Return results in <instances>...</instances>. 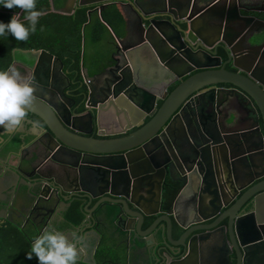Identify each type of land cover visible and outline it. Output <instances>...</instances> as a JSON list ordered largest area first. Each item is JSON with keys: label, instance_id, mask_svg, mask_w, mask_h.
Segmentation results:
<instances>
[{"label": "water", "instance_id": "95a60500", "mask_svg": "<svg viewBox=\"0 0 264 264\" xmlns=\"http://www.w3.org/2000/svg\"><path fill=\"white\" fill-rule=\"evenodd\" d=\"M68 1L72 6L64 13L77 6L78 0ZM204 1L198 0L196 9L189 2L182 7L166 0L148 11L138 0H127L139 17V40L122 41L111 64L100 68L97 76L104 80L88 86L85 111H78L82 103L68 76L65 88L54 82L53 62L46 73L40 62L22 68L37 85L27 112L43 122L50 143L39 145L40 135L32 132L1 141L0 185L13 190L14 211L38 207L44 228L54 224L75 240L78 262H86L88 249L120 234L140 264H264V208L259 204L264 195V17L255 14L263 9L244 15L243 7L216 10ZM97 10L102 13L103 6ZM203 22L210 23L212 34ZM144 48L171 70L169 78L142 76L132 56ZM42 54L63 68L59 57L47 50ZM234 96L251 107L254 121L248 127L236 117ZM83 117L90 133L78 126ZM24 149H30L27 157ZM67 166L76 183L87 172L100 193L67 187ZM189 192L193 218L183 221L177 211ZM73 195L91 198L79 225L66 217L68 209H59L62 204L69 208ZM100 196L90 209L92 198ZM216 230L225 249L217 257L205 250Z\"/></svg>", "mask_w": 264, "mask_h": 264}, {"label": "crops", "instance_id": "0c3cea01", "mask_svg": "<svg viewBox=\"0 0 264 264\" xmlns=\"http://www.w3.org/2000/svg\"><path fill=\"white\" fill-rule=\"evenodd\" d=\"M81 0L77 1L78 3ZM87 5L93 6L90 10H95L93 15L89 16V22L85 26V37H84V47H83V60H82V75L84 77V81L89 85H97V83H101L102 78L97 76L101 67H107L111 64L114 57L116 56L118 47L122 41L126 43H133L139 40L141 25L139 23V17L134 10L133 6H131L127 0H112L113 2H117L120 4L121 11L125 17V24L121 26L122 36H118L114 29L104 22L101 18V13L97 10L99 7L108 4L112 1H102L99 0H82ZM164 1L166 0H138L140 6H142L145 10L152 11L164 6ZM173 4H178L180 6H184L186 4L185 0H169ZM52 9L58 10L59 12H63V10L70 9L72 3L69 1L63 2L62 6L57 9L55 0H51ZM175 6V5H174ZM136 7V6H135ZM176 7V6H175ZM76 8V7H75ZM137 8V7H136ZM138 9V8H137ZM62 10V11H61ZM75 10V9H74ZM103 22L105 24L104 27L98 25V22ZM211 22V21H210ZM208 26L205 28V31L208 34H212V31L209 30L212 27L210 23H202L201 25ZM18 53H20L21 57H17ZM42 50H28V49H15L14 50V61L11 66H15L23 75L26 76V73L22 72V68L27 64L28 66H36L38 62H40V71L45 72L51 71L49 69L51 67V63L54 64L53 72H55V77H53L54 82L60 81L62 82V87L67 85V79L65 75L70 78L68 70L66 68L65 63L63 62V68L59 62L54 61L50 56L43 55ZM26 57V58H25ZM57 57V56H56ZM25 58V59H24ZM133 63L142 74L145 79H151L153 81H164L166 78L170 77V72L168 68H165L161 65L160 60L156 54L150 48H144L137 50L133 56ZM170 71V72H169ZM64 73V74H63ZM172 73V72H171ZM64 85V86H63ZM235 100V113L236 117L239 120V123L242 127H248L254 121V117L251 114V107L245 102L240 101L237 96H234ZM82 121L79 123V127L86 132L87 126H89L88 119L83 117ZM110 126V125H109ZM115 128L110 126V130L115 131ZM117 129V128H116ZM24 132V131H23ZM27 133H30L29 131ZM57 151H55L56 153ZM16 163V161H14ZM59 167V166H57ZM61 167V166H60ZM59 167V168H60ZM62 168V167H61ZM66 171L64 173V180L66 184L75 181V172L72 168L66 167ZM61 170H59L60 172ZM68 174V175H67ZM71 176V181H69V177ZM85 176L87 179L85 181H89L87 172H85ZM245 182V180H244ZM186 189V188H185ZM184 189V191H185ZM260 207L264 208V195L260 198ZM191 194L190 192L182 197V202L180 207L178 208V215L181 220L189 221L192 220V212H191ZM176 215V214H175ZM175 215L172 217L175 219ZM213 221L211 219L208 222ZM34 230L35 228H30ZM30 231V230H29ZM212 237L205 243V250L208 248V252L212 253L215 257L220 256L222 251L225 250L222 246V242H224V237L220 231H213ZM118 237L113 236L112 240H108L107 243H100L96 249H88V253L85 255V261L88 264H140L139 259L135 253V250L130 249L132 246L131 243L121 238L120 234H116ZM176 239L179 237L176 236ZM98 244V243H97ZM226 248V246H225ZM101 249V250H100ZM101 252L99 258L97 259V253ZM221 251V253H220ZM224 256V254H222Z\"/></svg>", "mask_w": 264, "mask_h": 264}, {"label": "trees", "instance_id": "16d2710c", "mask_svg": "<svg viewBox=\"0 0 264 264\" xmlns=\"http://www.w3.org/2000/svg\"><path fill=\"white\" fill-rule=\"evenodd\" d=\"M67 0H55L56 8L59 9ZM37 8L42 16L37 24V31L31 34L28 41H17L12 36L0 38V69H6L14 61L15 49L47 50L59 57L66 65L73 83L72 89L76 100L82 103L78 111L86 110L88 86L82 75L83 47L85 37V26L89 22V11L93 6L78 5L72 13L59 12L52 9L51 0H37ZM14 12L23 13L20 9H7L0 7V20L7 22ZM101 18L109 24L118 36H122L121 26L125 24V17L117 2L108 3L104 6ZM98 25L104 27L103 22ZM177 84L171 87V91ZM163 100L160 101L159 107ZM149 118L147 121H149ZM66 217L76 224L85 220L83 205L76 201L67 211ZM39 235L37 230L27 231L14 226L10 222L0 224V264H35V256L31 260L26 258L30 245L35 236ZM107 243L106 240L102 244ZM101 250V249H100ZM101 255L98 251L97 259ZM88 264L86 262H78Z\"/></svg>", "mask_w": 264, "mask_h": 264}, {"label": "clouds", "instance_id": "9594fccd", "mask_svg": "<svg viewBox=\"0 0 264 264\" xmlns=\"http://www.w3.org/2000/svg\"><path fill=\"white\" fill-rule=\"evenodd\" d=\"M0 7L20 9L5 22L0 20V38L12 36L17 41H28L37 31L42 12L37 0H0ZM36 82L23 75L14 65L0 69V128L16 131L27 116V108L34 101ZM36 257L38 264H77V242L54 224L45 227L31 242L26 258Z\"/></svg>", "mask_w": 264, "mask_h": 264}, {"label": "flooded vegetation", "instance_id": "af4514ba", "mask_svg": "<svg viewBox=\"0 0 264 264\" xmlns=\"http://www.w3.org/2000/svg\"><path fill=\"white\" fill-rule=\"evenodd\" d=\"M185 1H186V3H188V2L192 3L193 7L195 6L194 8H196V9L198 8V7H196L198 0H185ZM205 4L206 5L207 4H215V6L217 7L216 10L219 9V7H222V5L240 6V7H243L242 10H243L244 15H248V14L252 15V12H249V13L244 12V11H248L249 9H251V10L257 9V8L263 9L261 11V13L255 12V14L264 17V0H206V1H204V5ZM206 18L209 19V17H206ZM219 52L221 54H223L224 59L227 60V58H225L226 55L224 53V50L221 47L219 49ZM227 66L232 68V64H228ZM55 83L57 84L58 87H61V88L66 87V86L62 87L63 83L60 81L59 82L55 81ZM100 84L101 83H99V84L97 83V85H95V86H98ZM31 119L38 122L40 126L39 125L37 126L35 124V122H33ZM88 123H89V120H88ZM42 125H43V122L40 119H38L36 116L27 112V116L25 117L22 125L16 131L8 132L4 128H0V143H1V141L9 140L16 133L18 135H24V133H26L28 131L40 135L39 136V142H38L39 145L42 142L50 143V139L47 137V134L43 132V128L41 127ZM23 131H24V133L22 134ZM90 132H91V126L89 125L86 128V133H90ZM94 134H96V133H94ZM59 149H56L57 152L55 154L58 159L62 158L64 155L63 153H61L59 151ZM21 152H22L24 157H27L30 154V149H26V150L24 149ZM13 161H16V159ZM51 166H55V164H51ZM3 170H4V166L0 165V172H2ZM86 179H87V177H85V180ZM85 180L84 181H78L77 183L74 181L72 183L67 184V187L73 186L74 189L86 188V190H88V191L92 190V191L96 192L97 194L100 193V191H99L100 189L95 190L93 188L91 180H89V181H85ZM5 187L6 186L2 187L0 185V212L4 213V211H6L7 217L6 218H0V224H2L4 222H10L14 226L22 228L26 234H27V231L29 232V230H31L30 228H35L37 230L38 234H40L39 230L43 229L45 226L44 220H43L44 219V213L41 212L38 209V207L30 209V207L32 205H30V207H24V211H22L21 209L18 211H14L15 204L13 202H14L15 195H14L12 189H8V191H5ZM75 193H77V192H75ZM65 194L70 196L68 193H65ZM82 194H85V192L83 191ZM90 199L79 198V197H76L73 195L70 198V200L68 201V203L71 202V206L68 208L67 204H62V206L59 207V209L65 207L69 211V209L73 206V204L76 201H80L82 203L83 209H84V207H86L88 205V203L90 202ZM101 200H102L101 196L92 198V202L89 205V208L93 209L95 207V205L98 202H100ZM66 213H67V211H66ZM35 264H38V261ZM77 264H82V263H77Z\"/></svg>", "mask_w": 264, "mask_h": 264}, {"label": "rangeland", "instance_id": "374dc122", "mask_svg": "<svg viewBox=\"0 0 264 264\" xmlns=\"http://www.w3.org/2000/svg\"><path fill=\"white\" fill-rule=\"evenodd\" d=\"M17 57H19V58L21 57L20 53H18ZM25 58H26V57H25ZM25 58H24V59H25Z\"/></svg>", "mask_w": 264, "mask_h": 264}, {"label": "built area", "instance_id": "2783aa9c", "mask_svg": "<svg viewBox=\"0 0 264 264\" xmlns=\"http://www.w3.org/2000/svg\"><path fill=\"white\" fill-rule=\"evenodd\" d=\"M118 44H120V43L118 42Z\"/></svg>", "mask_w": 264, "mask_h": 264}]
</instances>
